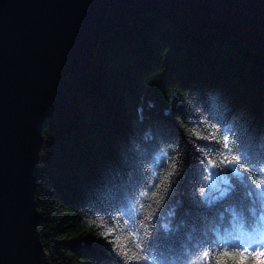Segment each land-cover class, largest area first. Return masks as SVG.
Segmentation results:
<instances>
[{
    "label": "trees",
    "instance_id": "obj_1",
    "mask_svg": "<svg viewBox=\"0 0 264 264\" xmlns=\"http://www.w3.org/2000/svg\"><path fill=\"white\" fill-rule=\"evenodd\" d=\"M94 56L91 71L69 76L70 106L43 129L35 199L49 263L208 264L206 251L211 264H262L253 256L264 250L260 200L231 172H213L212 190L199 161L219 160L224 135L253 163L264 159V52L159 10L111 33ZM223 179L236 191L209 214L197 193L205 187L213 201Z\"/></svg>",
    "mask_w": 264,
    "mask_h": 264
},
{
    "label": "water",
    "instance_id": "obj_2",
    "mask_svg": "<svg viewBox=\"0 0 264 264\" xmlns=\"http://www.w3.org/2000/svg\"><path fill=\"white\" fill-rule=\"evenodd\" d=\"M159 10L264 52V0H0V264H50L35 199L44 126L97 46Z\"/></svg>",
    "mask_w": 264,
    "mask_h": 264
},
{
    "label": "snow or ice",
    "instance_id": "obj_3",
    "mask_svg": "<svg viewBox=\"0 0 264 264\" xmlns=\"http://www.w3.org/2000/svg\"><path fill=\"white\" fill-rule=\"evenodd\" d=\"M200 139H214L215 136L212 134L211 136H203L201 137L199 133L194 132ZM237 137H232V143H229L230 137L227 135L223 136V144L219 140H217L216 145L214 147V151H219L220 158L219 160L213 159L211 157L201 158L199 163L201 165V181L207 183V186H211V174L213 172H217L220 170L221 172H231L238 179L241 184H246L248 187L247 195L249 197L253 196L255 193L256 197L261 202V207L264 208V184L262 183H254L251 176L248 175V172L244 170L245 166H247L248 171L254 169L256 172L260 173L262 177H264V159L259 160L255 163L252 162L251 157L248 155L242 143H237ZM175 166V163L174 165ZM169 175L177 176L179 173H170ZM162 182V181H161ZM223 184L226 186L223 190L219 192L218 197H214L213 201H209L207 199V192L205 187H200L197 193L199 201L201 204L205 205L208 209V213L212 212V204L214 202L225 201L232 197L236 191L235 185L230 183L228 179L223 180ZM155 195V193H153ZM238 205H233L232 211L235 212V209ZM142 207V205H141ZM264 219V216L261 217ZM167 227V226H165ZM114 230L109 228L107 232L103 233V235L107 236L111 234ZM129 237L135 239L136 246L139 249V253L142 255V259L144 261H149L151 256L148 252L145 251L144 244L140 242L139 236L137 232L133 231L129 233ZM157 243V238L154 237L148 242L149 250L155 247ZM261 244H264V240L260 241ZM123 254L128 255V249H123ZM137 255L136 252H132V258H135ZM225 257H231L236 259V255L234 253L225 252L223 253ZM253 256H259L264 258V250H259L253 253ZM203 257L208 261V264H211V257L208 252H203ZM240 259H244V257H240ZM166 264V262H165ZM217 264H226L224 260H217ZM262 264H264V260H262Z\"/></svg>",
    "mask_w": 264,
    "mask_h": 264
},
{
    "label": "rangeland",
    "instance_id": "obj_4",
    "mask_svg": "<svg viewBox=\"0 0 264 264\" xmlns=\"http://www.w3.org/2000/svg\"><path fill=\"white\" fill-rule=\"evenodd\" d=\"M224 180V179H223ZM218 182H219V179L217 178V177H212V182H211V184H212V190H215L216 188H217V184H218Z\"/></svg>",
    "mask_w": 264,
    "mask_h": 264
}]
</instances>
